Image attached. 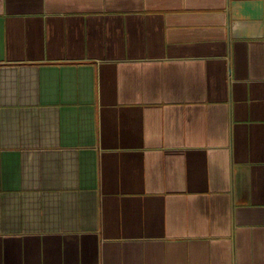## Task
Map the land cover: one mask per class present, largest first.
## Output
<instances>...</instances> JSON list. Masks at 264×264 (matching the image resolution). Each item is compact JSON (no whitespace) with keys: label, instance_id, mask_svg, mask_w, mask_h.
<instances>
[{"label":"crops","instance_id":"crops-1","mask_svg":"<svg viewBox=\"0 0 264 264\" xmlns=\"http://www.w3.org/2000/svg\"><path fill=\"white\" fill-rule=\"evenodd\" d=\"M0 264H264V0H0Z\"/></svg>","mask_w":264,"mask_h":264}]
</instances>
